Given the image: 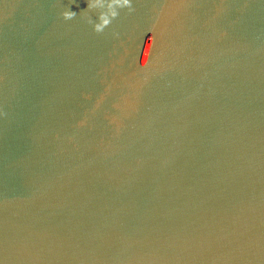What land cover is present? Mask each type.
I'll use <instances>...</instances> for the list:
<instances>
[{
	"label": "water",
	"instance_id": "obj_1",
	"mask_svg": "<svg viewBox=\"0 0 264 264\" xmlns=\"http://www.w3.org/2000/svg\"><path fill=\"white\" fill-rule=\"evenodd\" d=\"M0 264H264V0H0Z\"/></svg>",
	"mask_w": 264,
	"mask_h": 264
}]
</instances>
